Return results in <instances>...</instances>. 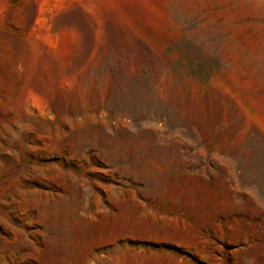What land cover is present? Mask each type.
Masks as SVG:
<instances>
[{
  "label": "rangeland",
  "instance_id": "rangeland-1",
  "mask_svg": "<svg viewBox=\"0 0 264 264\" xmlns=\"http://www.w3.org/2000/svg\"><path fill=\"white\" fill-rule=\"evenodd\" d=\"M0 264H264V0H0Z\"/></svg>",
  "mask_w": 264,
  "mask_h": 264
},
{
  "label": "trees",
  "instance_id": "trees-1",
  "mask_svg": "<svg viewBox=\"0 0 264 264\" xmlns=\"http://www.w3.org/2000/svg\"><path fill=\"white\" fill-rule=\"evenodd\" d=\"M122 111H125V110H122ZM130 113H136V110H131ZM147 113H151V110L148 111ZM155 116L158 117V115H160V118L162 121L164 120H169L171 118L170 116V113L169 111L167 110H162L160 112H157L155 111ZM186 130V133H189L190 130ZM166 133H168V131H166ZM156 146H164V145H160V143H157ZM158 152V153H156ZM166 152V150L164 149V147H158V148H155V149H152V150H149L148 152H142L140 154H130L129 157L127 158H121L120 159V163L116 164L118 166H126V167H129L131 169H134V170H139L141 171L139 173L140 177V182H136V184L132 183L133 180H131V178H128L126 181L127 182H130L132 183L133 185L137 186V187H148L150 184L148 182V180H144L142 177H143V174L145 173L144 171L147 169V164L146 162L148 160H152L153 157V154H159V153H164ZM202 167V165H199L197 167H192V168H181L180 171L185 173V174H194L196 171H198L200 168Z\"/></svg>",
  "mask_w": 264,
  "mask_h": 264
}]
</instances>
